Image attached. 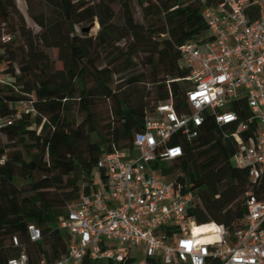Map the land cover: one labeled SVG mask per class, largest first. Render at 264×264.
Wrapping results in <instances>:
<instances>
[{
	"label": "trees",
	"instance_id": "obj_1",
	"mask_svg": "<svg viewBox=\"0 0 264 264\" xmlns=\"http://www.w3.org/2000/svg\"><path fill=\"white\" fill-rule=\"evenodd\" d=\"M24 1L30 22L18 0H0V70L14 79L0 84V116L12 115L20 100L31 99L35 107L0 133L8 140L0 139V264L23 252L31 264L66 253L71 236L60 218L67 203L96 187L90 173L104 152L132 148L158 104L170 97L176 106L185 102L186 85L176 80L188 75L179 47L211 38L203 9L221 0ZM95 21L96 34L84 30ZM95 97L106 101L90 100ZM235 108L240 119L249 117L245 101ZM233 128L207 119L196 138L174 136L170 143L181 144L183 155L158 166L163 176L194 191L188 215L198 225L232 230L246 213L251 187L264 199V175L252 186L247 168L232 159L236 143L223 130ZM31 223L40 228L41 240L30 239ZM135 262L131 254L117 263L86 255L82 264ZM145 264L162 263L147 257Z\"/></svg>",
	"mask_w": 264,
	"mask_h": 264
},
{
	"label": "built area",
	"instance_id": "obj_2",
	"mask_svg": "<svg viewBox=\"0 0 264 264\" xmlns=\"http://www.w3.org/2000/svg\"><path fill=\"white\" fill-rule=\"evenodd\" d=\"M203 14L211 38L179 47L180 67L188 75L176 80L186 83L185 102L176 106L170 97L158 104L135 133L131 149L102 154L90 173L96 187L81 190L60 218V228L71 236L66 253L37 264H82L86 255L117 263L127 254L136 264H145L147 257L162 264H208L211 258L219 264H264V199L253 187L245 193L246 213L232 230L213 223L214 228L195 233L193 226L201 225L188 215L194 191L187 182L163 176L158 167L183 155L181 144L170 143L174 136L192 140L211 119L220 128L234 125L223 135L234 139L232 159L247 168L252 186L264 175V0H221L206 5ZM13 81L0 70L1 85ZM243 101L250 111L246 119L235 108ZM18 105L12 115L0 116V133L35 112L31 99ZM28 233L32 241L42 238L35 224L28 225ZM13 245H19L17 236ZM8 264L31 263L23 252Z\"/></svg>",
	"mask_w": 264,
	"mask_h": 264
},
{
	"label": "rangeland",
	"instance_id": "obj_3",
	"mask_svg": "<svg viewBox=\"0 0 264 264\" xmlns=\"http://www.w3.org/2000/svg\"><path fill=\"white\" fill-rule=\"evenodd\" d=\"M18 7L20 9V12L26 18L27 22H30L31 19H30L29 15H28L27 5H26L25 1L24 0H18ZM115 9H118V7L115 6ZM134 12H135V14H136L137 17H140L141 16V13H140V10H139L138 7H135L134 8ZM86 27L89 28V33L90 34H96L98 32L100 26H99L98 22L95 21V22L91 23L90 25H87ZM50 53L53 55V54L56 53V50L55 49H52V50H50ZM179 83L182 86H185L186 85V83L185 82H182V81H180ZM90 100L95 101V102H99V103L106 101V99L105 98H102V97H95V98H92ZM0 139L3 142L8 143L7 137L4 134H0ZM92 146L95 147L94 145H92ZM135 255L138 258H140V259L144 258V253L143 252H135Z\"/></svg>",
	"mask_w": 264,
	"mask_h": 264
},
{
	"label": "bare ground",
	"instance_id": "obj_4",
	"mask_svg": "<svg viewBox=\"0 0 264 264\" xmlns=\"http://www.w3.org/2000/svg\"><path fill=\"white\" fill-rule=\"evenodd\" d=\"M214 227L215 225L213 223H204V224H201V226L194 225L193 230L195 233H197V232H200L201 230H209Z\"/></svg>",
	"mask_w": 264,
	"mask_h": 264
},
{
	"label": "water",
	"instance_id": "obj_5",
	"mask_svg": "<svg viewBox=\"0 0 264 264\" xmlns=\"http://www.w3.org/2000/svg\"><path fill=\"white\" fill-rule=\"evenodd\" d=\"M84 30H85V31H89V28H88V27H86Z\"/></svg>",
	"mask_w": 264,
	"mask_h": 264
},
{
	"label": "snow or ice",
	"instance_id": "obj_6",
	"mask_svg": "<svg viewBox=\"0 0 264 264\" xmlns=\"http://www.w3.org/2000/svg\"><path fill=\"white\" fill-rule=\"evenodd\" d=\"M228 119H231V117H228Z\"/></svg>",
	"mask_w": 264,
	"mask_h": 264
}]
</instances>
